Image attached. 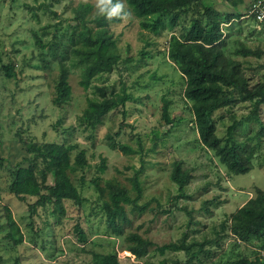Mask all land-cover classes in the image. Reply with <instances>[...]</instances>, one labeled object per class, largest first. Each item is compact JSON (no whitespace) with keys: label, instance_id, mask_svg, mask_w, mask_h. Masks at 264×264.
Instances as JSON below:
<instances>
[{"label":"rangeland","instance_id":"374dc122","mask_svg":"<svg viewBox=\"0 0 264 264\" xmlns=\"http://www.w3.org/2000/svg\"><path fill=\"white\" fill-rule=\"evenodd\" d=\"M95 5L97 0H91ZM124 7L119 23L109 24V33L116 41L117 50L126 64L119 72L108 77V84L115 91L125 86L132 99L125 103V116L121 111L110 113L104 124L95 131V142L90 144L85 134L70 131L76 117L86 106V98L92 97L89 89L79 86L80 70L71 68L68 82L71 99L60 106L53 103L55 80L58 73L57 60L46 54V49L35 43V34L42 43L59 41L65 27L73 25L72 9L78 0H0V225H5V206L23 233V241L11 247L0 230V264H89V255L81 253L75 225L82 229L93 250L107 252L114 248L120 264H141L142 260L167 264H221L236 256H250L260 247V240L238 241L229 234V216L240 208L255 192L264 191V139L259 145L253 138L258 124L249 120L237 124L235 142L241 150L257 146L253 157L254 168L247 174L232 175L220 164L217 157L198 140L192 122L189 104L183 98L184 83L180 72L167 60L166 47L170 32L178 34L180 26L196 17L194 10L178 20V25L167 28L142 29L138 20ZM218 12L245 16L253 0H210ZM56 16L54 17L53 14ZM58 18V19H55ZM233 24L226 31L227 39L238 40L256 55H234L240 63L249 86L264 82V33L248 19ZM49 26L47 34L43 28ZM228 42L236 49L238 44ZM40 54H44L48 68H43ZM2 64L12 65V76L6 78ZM92 85H101L94 81ZM162 99L170 102L171 124L161 119ZM250 112L248 103L238 102L228 109L215 113V132L220 140L226 137L227 128ZM233 117V119H232ZM260 122L264 124V105L259 110ZM154 132L157 134L155 137ZM107 135L117 144L110 149ZM50 142L66 139L86 148V158L92 167L100 157L106 160L104 179H116L127 187L136 171L142 188L138 204L145 210L132 211L126 206L127 220L123 223L121 237H105L106 225L98 213L94 200L96 194L90 187L94 176L91 168L85 175L83 196L89 202L79 208L71 202L63 203V213L51 206L38 210L33 224L28 218L25 202H21L6 190L9 175L6 162L20 163L24 154L22 140ZM126 146L134 153L120 149ZM175 163L189 176L183 190L171 180ZM48 178V184H50ZM28 198L27 203L34 201ZM53 213V215H52ZM225 221H228L227 223ZM47 223V225H45ZM32 224V226H31ZM129 234H138L150 243L148 254L138 261L122 251ZM99 244L100 247L98 245ZM183 244L187 250L166 251L160 255L156 248L170 244ZM203 244L202 249L199 245ZM78 248V249H76ZM196 254L192 257V254ZM16 260V261H15Z\"/></svg>","mask_w":264,"mask_h":264},{"label":"trees","instance_id":"16d2710c","mask_svg":"<svg viewBox=\"0 0 264 264\" xmlns=\"http://www.w3.org/2000/svg\"><path fill=\"white\" fill-rule=\"evenodd\" d=\"M115 2L116 0H113V3ZM124 3L127 12L138 20L141 28L145 30L157 31L167 28L171 31L178 25L181 17L190 11L198 12L195 18L190 17L188 23H182L178 34L173 30L170 32L166 47L167 60L181 74L184 83L183 98L189 104L200 143L214 153L228 174L249 173L254 168L252 159L257 146H247L245 150H241L235 142L234 131L237 124L251 120L259 126L253 135L257 144L264 139V124L259 118L260 107L264 105V82L251 88L240 63L233 58L239 53L245 56H258V53L245 48L238 40L226 37V31L233 24L234 16L239 17L240 23L242 15L218 12L210 0H124ZM122 13L109 19L98 14L96 5L91 0H78L72 9L73 25H67L62 34V37L66 36V44H60L59 41L44 44L33 34L35 43L46 49L45 55L57 60L54 104L60 106L71 99V86L68 82L71 68L80 70L79 86L84 92L93 89L92 97L86 98L85 108L76 117L75 126L70 129L78 135L85 134L84 137L91 145L95 142L96 129L104 124L105 118L115 111H121L124 117L125 103L132 99L125 86L117 92L112 84H108L109 75L115 71L119 72L120 65L126 64V60L121 59L116 41L108 29L109 24L121 21ZM48 27L43 28V34L48 33L45 30ZM258 33H264V28ZM230 40L231 44L234 43L232 46L237 43L238 48L228 47ZM39 56L40 61L44 63L43 68L47 69L48 62L44 54ZM1 71L6 78L13 75L10 64L1 63ZM95 80L101 85H92ZM238 102L248 103L250 112L240 120L234 121L227 128L224 140H220L215 132V113ZM169 106L170 102L162 99L161 119L167 125L173 122L169 116ZM154 134L156 137L157 134ZM107 141L111 150L117 148L112 136L107 135ZM21 145L24 151L21 162L14 165L6 162L10 165L7 167L9 179L6 190L19 201L26 203L28 218L32 224L38 210L47 206H51L58 213H63V203L67 201L79 208L87 207L89 200L83 196V189L85 175L91 168L94 169V176L88 183L96 194V208L93 210L105 222V237L123 235V223L127 220L126 206L132 211L145 210V205L138 204L142 196L138 181L139 171L128 180L130 186L127 187L116 179H104L103 174L107 169L105 158L100 157L99 162L92 167L86 158V148L77 143H68L66 139L61 142H37L29 139L22 140ZM118 147L123 152L134 153L126 146ZM2 161L0 160V167L3 166ZM181 167V163H175L170 175L180 193L189 178ZM28 198L35 200L27 203ZM5 211V225H0V230H5L4 238L9 241L11 247H15L23 241V233L6 206ZM228 221V226L224 223L221 229L227 227L229 234L238 241L244 243L256 239L261 243L252 255H238L235 259L221 264H264L258 259V252L264 249V191L257 190L253 197L229 216ZM75 231L80 245V248L76 249L89 255V264H120L114 248L107 252L95 251L90 247L95 243L87 238L78 224L75 225ZM125 240L129 244L124 246L122 251L129 253L128 257L140 261L148 254L150 243L138 234H129ZM96 245L100 247L99 244ZM202 246L203 244L199 245L200 250ZM187 249L183 244L170 243L156 248V251L163 255L166 251ZM195 255L192 254V257ZM141 264L167 263L165 260L157 263L142 260Z\"/></svg>","mask_w":264,"mask_h":264},{"label":"built area","instance_id":"2783aa9c","mask_svg":"<svg viewBox=\"0 0 264 264\" xmlns=\"http://www.w3.org/2000/svg\"><path fill=\"white\" fill-rule=\"evenodd\" d=\"M240 19H248L256 29L261 31L264 28V0L252 2L246 15L240 17ZM258 259L264 263V249L258 252Z\"/></svg>","mask_w":264,"mask_h":264},{"label":"clouds","instance_id":"9594fccd","mask_svg":"<svg viewBox=\"0 0 264 264\" xmlns=\"http://www.w3.org/2000/svg\"><path fill=\"white\" fill-rule=\"evenodd\" d=\"M123 7L124 5L120 0H116L115 3H113V0H97L96 4L98 14L109 19L119 16Z\"/></svg>","mask_w":264,"mask_h":264}]
</instances>
